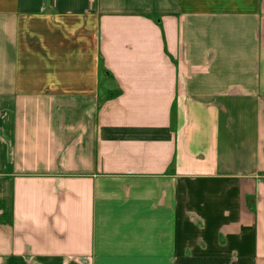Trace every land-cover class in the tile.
Listing matches in <instances>:
<instances>
[{
	"label": "crops",
	"instance_id": "0c3cea01",
	"mask_svg": "<svg viewBox=\"0 0 264 264\" xmlns=\"http://www.w3.org/2000/svg\"><path fill=\"white\" fill-rule=\"evenodd\" d=\"M0 264H264V0H0Z\"/></svg>",
	"mask_w": 264,
	"mask_h": 264
}]
</instances>
